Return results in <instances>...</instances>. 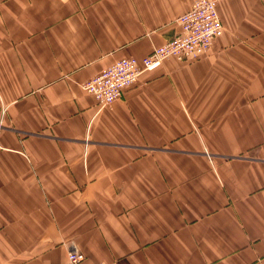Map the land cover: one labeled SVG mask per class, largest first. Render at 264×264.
<instances>
[{"label": "crops", "instance_id": "1", "mask_svg": "<svg viewBox=\"0 0 264 264\" xmlns=\"http://www.w3.org/2000/svg\"><path fill=\"white\" fill-rule=\"evenodd\" d=\"M205 59L102 108L196 0H0V264H264V0H216Z\"/></svg>", "mask_w": 264, "mask_h": 264}, {"label": "built area", "instance_id": "2", "mask_svg": "<svg viewBox=\"0 0 264 264\" xmlns=\"http://www.w3.org/2000/svg\"><path fill=\"white\" fill-rule=\"evenodd\" d=\"M216 0H196L191 11L177 20L179 34L168 44L155 48L146 58H127L114 62L102 74L88 80L83 89L102 108L120 100L124 91L136 85L147 72L160 69L169 58L189 63L207 58L214 41L224 34ZM84 255L74 248L67 264H81Z\"/></svg>", "mask_w": 264, "mask_h": 264}]
</instances>
